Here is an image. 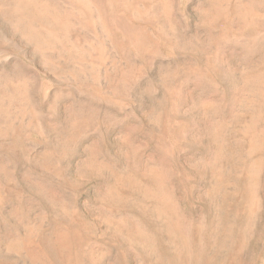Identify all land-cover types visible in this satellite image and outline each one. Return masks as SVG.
<instances>
[{
  "label": "rangeland",
  "instance_id": "374dc122",
  "mask_svg": "<svg viewBox=\"0 0 264 264\" xmlns=\"http://www.w3.org/2000/svg\"><path fill=\"white\" fill-rule=\"evenodd\" d=\"M0 264H264V0H0Z\"/></svg>",
  "mask_w": 264,
  "mask_h": 264
}]
</instances>
